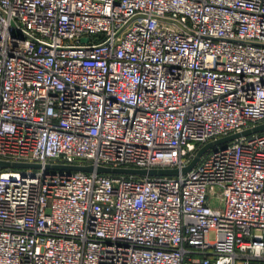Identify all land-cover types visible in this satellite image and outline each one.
Segmentation results:
<instances>
[{
	"label": "built area",
	"instance_id": "2783aa9c",
	"mask_svg": "<svg viewBox=\"0 0 264 264\" xmlns=\"http://www.w3.org/2000/svg\"><path fill=\"white\" fill-rule=\"evenodd\" d=\"M261 121L264 0H0V264H264Z\"/></svg>",
	"mask_w": 264,
	"mask_h": 264
},
{
	"label": "water",
	"instance_id": "95a60500",
	"mask_svg": "<svg viewBox=\"0 0 264 264\" xmlns=\"http://www.w3.org/2000/svg\"><path fill=\"white\" fill-rule=\"evenodd\" d=\"M257 131H264V121L258 122L254 125L245 127L238 131H233L231 133H228L226 135L217 137L213 140H209L205 142L203 145H201L195 155L192 157V159L181 168L182 172L188 170L190 167H192L199 157L213 144L215 143H224L229 140H232L240 135L249 134L252 132ZM39 166L40 163L38 162H29V161H10L5 159H0V166ZM47 166H53V167H64L68 169H83V170H93L94 166L92 164H84V163H47ZM97 171L102 172H132V173H139V174H176L178 173L179 169L176 167H151V168H144V167H122V166H107V165H97L95 167Z\"/></svg>",
	"mask_w": 264,
	"mask_h": 264
},
{
	"label": "rangeland",
	"instance_id": "374dc122",
	"mask_svg": "<svg viewBox=\"0 0 264 264\" xmlns=\"http://www.w3.org/2000/svg\"><path fill=\"white\" fill-rule=\"evenodd\" d=\"M210 237H212V236H210Z\"/></svg>",
	"mask_w": 264,
	"mask_h": 264
}]
</instances>
